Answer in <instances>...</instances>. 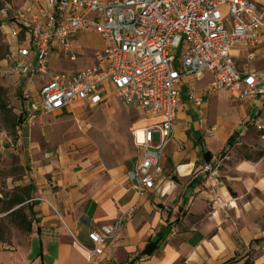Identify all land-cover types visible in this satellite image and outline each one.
Instances as JSON below:
<instances>
[{"label": "built area", "instance_id": "1", "mask_svg": "<svg viewBox=\"0 0 264 264\" xmlns=\"http://www.w3.org/2000/svg\"><path fill=\"white\" fill-rule=\"evenodd\" d=\"M0 19L8 20L7 10L0 11ZM9 19L15 44L0 63V78L46 79L38 103L29 106L31 118L37 112L61 115L75 104L99 106L114 96L151 121L139 129L141 157L126 174L139 198L162 182L161 162L183 96L198 113L220 91L235 100L264 96V74L236 68L240 57L257 59L264 33V15L254 0H41L13 11ZM91 33L100 38L91 68L48 73L52 54L75 62L77 38ZM204 79L195 90L193 83ZM253 129L264 131V117ZM120 229L116 220L89 231L90 245L76 242L87 264L101 262Z\"/></svg>", "mask_w": 264, "mask_h": 264}, {"label": "crops", "instance_id": "2", "mask_svg": "<svg viewBox=\"0 0 264 264\" xmlns=\"http://www.w3.org/2000/svg\"><path fill=\"white\" fill-rule=\"evenodd\" d=\"M40 1L29 0L14 11L28 3ZM254 1L264 15V0ZM5 28V33H9L12 25ZM8 38L15 44L10 35ZM236 68L243 73L264 74V33L257 59L245 62L240 57L236 61ZM206 81L207 79L194 82L195 90L202 89ZM263 97L260 95L252 99L235 100L229 96L231 102L240 104L239 118L245 125L242 129L236 127V130H230L227 135L218 126L217 129L212 127L208 136L202 138V110L208 99L198 113L183 96L171 141L161 162L162 182L157 185V189L146 192L143 198H139L129 188L126 174L120 169L100 174L101 167L93 164L91 173L86 163L51 160L52 151L43 139L42 130L34 132L28 128L24 138L26 146L23 149L30 168L31 200L40 198L51 206L31 200L27 203L28 210L33 214L34 224L30 251L25 254V261H22L17 254L7 255L0 250V264H87V256L76 242L90 245L87 240L89 231L116 220L121 221L120 232L109 242L98 264L126 263L166 227L168 233L160 248L151 257H146L137 264H214L217 257L227 255L229 250L232 252L237 243L225 234L210 237L211 232L219 227L216 224L209 225L206 218L204 224L199 221L196 226V218L202 215L201 206L205 204V198L210 196L211 191L224 203L232 200L229 196L232 192H252L261 196L263 201L259 202L263 207L259 206L256 216L264 224V154L257 160L243 159L229 162V165L233 149L221 153L234 132L235 143L239 140L236 146H251L248 142L249 134L246 133L253 129V122L264 117ZM220 98L221 95L219 101ZM228 112L233 114L230 110ZM261 133L263 135L260 138L262 136L264 141V131ZM209 136L220 141L215 151L206 144ZM262 143L264 147V142ZM202 152H209V161L204 160ZM207 165L212 170L216 166V169L207 173L204 171ZM97 172L99 173L96 174ZM172 176L175 181L170 185L169 177ZM36 243L39 246L38 252L33 249ZM30 257L32 259L28 261ZM3 258L9 262H4ZM47 259L50 260L49 263ZM252 264H264V257L256 259Z\"/></svg>", "mask_w": 264, "mask_h": 264}, {"label": "rangeland", "instance_id": "3", "mask_svg": "<svg viewBox=\"0 0 264 264\" xmlns=\"http://www.w3.org/2000/svg\"><path fill=\"white\" fill-rule=\"evenodd\" d=\"M27 1L29 0H0V11H8V20L0 19V62L8 60L10 49L14 45L8 38L9 33H5V27L10 26L12 20L9 18L12 12ZM78 42L81 48L76 61L70 62L67 57L52 54L48 73L70 74L92 67L94 51L100 47L99 36L95 33L85 34ZM45 81L0 78V103L4 108L0 110V250L7 255L15 253L22 261H25V254L30 251L34 233L28 202L22 211L28 220L32 221L31 233L21 230L17 225L18 219L11 214L18 206L11 209L7 207L11 198L19 195L20 188L30 186V168L23 149L26 146L24 138L28 128L34 132L42 130L43 139L52 151L51 160L86 163L91 173L94 164L101 167L100 174L113 169H120L127 174L141 157V147L134 143L132 133L151 122L139 109L123 105L114 96L99 106L75 104L67 110L68 113L53 116L37 112L35 117L31 118L29 106L38 103V92ZM209 98L202 110V138L208 136L212 127L218 126L225 135L230 130H236V127L242 129L245 124L239 118L240 104L231 102L224 91ZM227 110L233 114L230 115ZM21 113L27 115V121L23 126L17 127L14 133L12 127ZM246 134H249L248 142L251 146L238 147L237 139L228 164L243 159L257 160L264 154V141L260 138L262 133L252 129ZM155 141L156 135L153 136V142ZM219 143L220 141L212 139V136L206 139L207 146L213 151ZM219 168L221 169V166ZM174 181V176L169 177L170 185H173ZM229 196L232 200L224 203L211 191L210 196L205 198V204L201 206L202 215L196 218L195 224L197 226L199 221L204 224L206 218L209 225L216 224L219 227L211 232L210 237L225 234L237 243L232 252L229 250L227 255L217 257L214 264H252L256 259L264 257V224L258 215L256 216L259 206L263 207L259 202L263 201V198L252 192H232ZM259 239L260 241H256ZM33 249L35 252L39 251L37 243ZM31 259L28 258V261ZM2 260L9 262L6 258ZM49 261L47 259V263Z\"/></svg>", "mask_w": 264, "mask_h": 264}, {"label": "trees", "instance_id": "4", "mask_svg": "<svg viewBox=\"0 0 264 264\" xmlns=\"http://www.w3.org/2000/svg\"><path fill=\"white\" fill-rule=\"evenodd\" d=\"M262 106L264 108V97L262 100ZM4 108L1 107V103H0V110H3ZM27 121V115L25 113H21L17 118H16V122L14 123L13 127H12V131L15 133V129L17 127H21L25 124V122ZM235 138H236V133L234 132L229 139L227 140L223 150H222V154L225 153L227 150L231 149L232 146L235 143ZM204 160L205 161H209L211 155L209 154V152H202ZM19 195L17 196H13L9 202V205L7 207V209H11L15 206H20L18 209H16L15 211H13L11 214H13L14 217H16L18 219L17 221V225L18 227L23 230L26 233H30L32 228V221L33 220V214L29 211V214L31 215V220L29 221L27 216H25V214H23V207L25 206L26 202H29L31 200V186L28 187H23L19 189ZM168 233V229L163 228L161 229L154 238L150 239L144 246V248L135 256L133 257L131 260L127 261L124 264H137L139 263L141 260L145 259L146 257H151L159 248H160V244L164 239V236ZM228 264V263H227Z\"/></svg>", "mask_w": 264, "mask_h": 264}, {"label": "bare ground", "instance_id": "5", "mask_svg": "<svg viewBox=\"0 0 264 264\" xmlns=\"http://www.w3.org/2000/svg\"><path fill=\"white\" fill-rule=\"evenodd\" d=\"M136 145H139V144H141V135H140V130H137V133H136Z\"/></svg>", "mask_w": 264, "mask_h": 264}]
</instances>
